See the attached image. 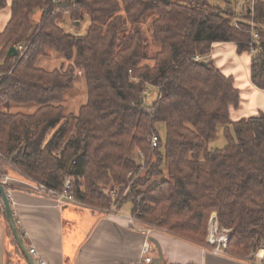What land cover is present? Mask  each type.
Masks as SVG:
<instances>
[{"label": "trees", "instance_id": "16d2710c", "mask_svg": "<svg viewBox=\"0 0 264 264\" xmlns=\"http://www.w3.org/2000/svg\"><path fill=\"white\" fill-rule=\"evenodd\" d=\"M53 1L13 0L11 19L0 31V165L55 192L70 179L76 200L87 207L130 203L135 220L195 245L206 244L217 215L220 230L231 233L226 253L258 261L264 113L231 122L240 92L208 56L215 43H235L251 53L253 20L258 39L251 76L264 90V1H255L253 14L250 0H242L239 10L241 0ZM7 6L0 0V12ZM66 15L75 23L87 16V32H66L59 25ZM27 43L25 54L10 55ZM50 53L60 55L67 69L39 67ZM79 71L87 103L78 115L66 114L63 102ZM148 88L158 98L145 107ZM221 126L227 145L210 150ZM154 135L160 137L157 148L149 141ZM139 153L147 173L123 197L141 167ZM111 191L118 192L116 199ZM3 216L14 246L5 264H15V254L29 264L4 210Z\"/></svg>", "mask_w": 264, "mask_h": 264}, {"label": "crops", "instance_id": "0c3cea01", "mask_svg": "<svg viewBox=\"0 0 264 264\" xmlns=\"http://www.w3.org/2000/svg\"><path fill=\"white\" fill-rule=\"evenodd\" d=\"M12 1L7 0V8L0 12L1 32L11 19ZM38 16L36 23L42 19L41 13ZM252 59L253 55L240 52L235 43H215L208 56L223 75L233 79L240 92L239 105L230 108L231 122L264 113V90L252 82ZM0 176L9 180L15 219L27 245L36 249L38 260L47 264H136L141 259L146 236L139 223L129 220L132 205L128 211H124L123 205L111 214L86 206L57 208L51 198L32 194L30 181L10 165H0ZM3 210L0 197V264H5L6 252L14 248L7 236ZM79 219L81 226L77 223ZM150 238L159 244L164 264H261L204 253L201 246L161 229L155 230ZM152 246L156 263L159 254L153 243ZM15 264H25L17 254Z\"/></svg>", "mask_w": 264, "mask_h": 264}, {"label": "built area", "instance_id": "2783aa9c", "mask_svg": "<svg viewBox=\"0 0 264 264\" xmlns=\"http://www.w3.org/2000/svg\"><path fill=\"white\" fill-rule=\"evenodd\" d=\"M255 1L256 0H250V14H253ZM60 2H61V0H54L53 1V3H55V4H59ZM241 4H242V0L240 1L237 10L240 9ZM233 24L235 27H238L237 19L233 22ZM250 26H251V37H252V43L250 44L251 45V53L250 54L253 55L255 53L253 43L258 39V33L256 31L257 25L255 24V22L253 20L251 21ZM29 44L30 43L20 45L17 48L18 53H20V55L25 54ZM204 59L205 58H203V57H196L195 61L201 62ZM2 77H3V74L0 73V79ZM134 80H136V79H134ZM153 92H155V91H151L149 88L144 91V93H143V106H145V107L146 106L147 107L152 106V104L158 98V93L156 94V96L153 97ZM149 141H150L153 148H157L159 146V143H160V137L158 135H154L149 139ZM138 160L142 164L146 163V158H145L143 153L138 154ZM0 180L6 186L7 194H8V197L10 199V202L12 204V194H11V191L8 189L9 180L7 178H2V177H0ZM29 190L34 195L51 198L54 201L55 206L57 208H62V207H66V206L85 207V205H83L82 203H80L79 201L76 200L75 192L72 188V182L70 179H68L65 182L62 192H55L53 190L48 189L45 185L35 183L32 181H30ZM127 191H129L131 193L130 187L127 189ZM111 194L115 199L118 197L117 191H111ZM126 196H127V194L124 195L123 197H126ZM117 210H118V208L116 206H114L111 210H107V211L111 214V213L116 212ZM129 220H130V222L139 223L141 225L140 230L146 236V241L144 242V245L142 248L141 259L136 264H153V261H154L153 255H154L155 250H154V247L152 246V243L149 241V238L151 237L153 232L159 228H156V227L150 226V225H146L144 223H140L139 221L135 220L132 217H129ZM230 236H231V233L229 231H226V230L221 231L220 230V224H219V219H218L217 215H212L210 222H209V235H208V239H207V244L205 247H202V251L204 253H211L217 257H229L228 254L226 253V251L228 249V242H229ZM29 251L35 257V259L37 260V262L39 264H47L46 262L40 261L36 258L37 251L33 246L29 247ZM261 258H263V257H261Z\"/></svg>", "mask_w": 264, "mask_h": 264}, {"label": "rangeland", "instance_id": "374dc122", "mask_svg": "<svg viewBox=\"0 0 264 264\" xmlns=\"http://www.w3.org/2000/svg\"><path fill=\"white\" fill-rule=\"evenodd\" d=\"M264 1V0H263ZM39 14V13H38ZM38 14L35 16V22H37V19L39 18ZM236 20V19H235ZM234 20V21H235ZM233 21V22H234ZM89 18L86 16L85 21L81 23H75L71 20L69 15H66L65 18L59 23L60 26L68 33L74 34V35H84L87 32L88 26H89ZM248 56H250V53L244 52ZM68 63L64 65V59L56 54V53H50V56L47 59L42 60L39 63V67L47 69L48 71H53V70H60L64 67V69H67ZM153 92V97L156 96L157 92L153 88H149ZM87 103V88L85 84V80L82 76V73L79 71L77 72V79L74 84L73 90L67 93V97L65 102H63V105L65 106L66 109V114H75L78 115L80 108ZM22 111H29L28 109H21ZM161 135L162 138L164 139V132L161 130ZM227 145V140L224 135V127H219L217 131V136L216 138L209 144V149L210 150H217V149H223ZM156 158L152 159V162H155ZM138 164L141 165L139 171L136 173V175L133 177L132 181L129 183V185L124 189L122 196L126 195L127 196L130 194L127 189L130 187L132 191V187L137 183L139 178H143L146 173H147V162L145 164H142L138 160ZM1 177V176H0ZM142 189V188H141ZM131 208L130 203L124 204V211H128ZM78 212V211H77ZM81 219L77 221L78 225L81 226ZM140 222V221H139ZM143 223V222H140ZM157 228V227H156ZM81 229V228H80ZM209 235V232H208ZM207 244V241H206ZM205 245H201V247H205ZM200 246V245H199ZM261 248L256 252V254L253 255V257L257 258L258 262H260L261 257H259V252ZM229 258H233L231 255H228ZM264 257V256H263ZM239 260V259H236ZM245 261H250V260H245Z\"/></svg>", "mask_w": 264, "mask_h": 264}, {"label": "water", "instance_id": "95a60500", "mask_svg": "<svg viewBox=\"0 0 264 264\" xmlns=\"http://www.w3.org/2000/svg\"><path fill=\"white\" fill-rule=\"evenodd\" d=\"M17 54H18V51H17L16 48L11 49L10 55L16 56ZM201 65L207 66V63L203 61V62H201ZM0 197H1V200H2V204L4 206V211H5V214H6L10 229H11V231L13 233V236H14L19 248L21 249L23 255L25 256L27 262L29 264H39L37 262V260L35 259V257L30 253L29 246L27 245V243H26V241H25V239H24V237H23V235L21 233V230L18 227V223H17V221L15 219L14 211H13V208H12V204H11L10 199L8 197V194H7V188L1 182V180H0ZM149 241L156 246L158 254H159L158 262L155 263L153 261V264H164V255H163V252H162L159 244L153 238H149ZM261 250L264 251V243L261 246Z\"/></svg>", "mask_w": 264, "mask_h": 264}, {"label": "bare ground", "instance_id": "6f19581e", "mask_svg": "<svg viewBox=\"0 0 264 264\" xmlns=\"http://www.w3.org/2000/svg\"><path fill=\"white\" fill-rule=\"evenodd\" d=\"M263 250H260L259 257H262Z\"/></svg>", "mask_w": 264, "mask_h": 264}]
</instances>
